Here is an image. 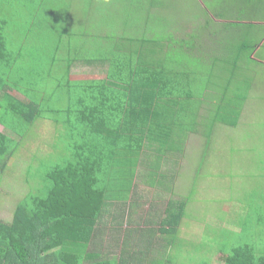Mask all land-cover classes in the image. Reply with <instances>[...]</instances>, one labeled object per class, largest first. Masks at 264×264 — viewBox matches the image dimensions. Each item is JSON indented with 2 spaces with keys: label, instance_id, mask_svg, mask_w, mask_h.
I'll use <instances>...</instances> for the list:
<instances>
[{
  "label": "trees",
  "instance_id": "obj_1",
  "mask_svg": "<svg viewBox=\"0 0 264 264\" xmlns=\"http://www.w3.org/2000/svg\"><path fill=\"white\" fill-rule=\"evenodd\" d=\"M61 1L0 0V179L38 120L50 119L58 135L38 156L49 165L40 186L18 203L11 223L0 220V264H128L94 249L105 219L120 220L138 168L133 158L146 143L159 158L182 151L189 111L194 125L202 104L217 101L201 120L236 127L247 98L197 96L196 88L218 69L223 77L229 62L237 66L247 47L231 59L226 49L240 41L169 24L162 1L85 0L82 14ZM12 18L27 23L14 21L15 28ZM77 64L107 67L105 81L72 80ZM227 79L232 85L234 73ZM252 205L262 224L264 198ZM259 234L237 245L225 238L222 264H264ZM208 255L199 264H209Z\"/></svg>",
  "mask_w": 264,
  "mask_h": 264
},
{
  "label": "rangeland",
  "instance_id": "obj_2",
  "mask_svg": "<svg viewBox=\"0 0 264 264\" xmlns=\"http://www.w3.org/2000/svg\"><path fill=\"white\" fill-rule=\"evenodd\" d=\"M160 1L166 5L165 8L168 10L169 24L176 25L177 28L185 26L188 33L193 30L197 31L199 27L203 26L204 32L210 34L220 33L221 35L217 36V39L212 36L213 40L224 41L226 44L231 40L240 41L239 44L234 43L235 49L232 51L226 49L232 52L228 55L226 51V55L231 59L234 57H232L233 53L237 56L242 44L247 47L243 51V58L241 57L237 66H234V62H229L228 66H224L225 75L223 77L220 76V70L218 69L216 77L219 78L220 76V79H214L213 77L207 80L205 72V80L201 83L203 87L196 88L197 96H227L228 101H233L231 99H237L239 96H242V99L247 98L245 117L250 118V123L249 121L246 122L249 123L248 125L243 123L242 126L245 127L235 131L237 133L235 139L231 138L234 134L228 131L226 140H217L215 137L207 148L208 153L204 151L205 155H210L209 152H212L224 163L222 169L227 172V175L224 176L223 180L209 181L208 184H215V188L210 193L207 190H204L206 194L199 192L196 203L200 197H203V205H199L205 208V214L213 212L211 216L214 218L213 221H217V224L224 221L237 222L242 220L246 222L249 230H251V227L253 228V234L251 233L250 237H244L241 243H251L255 239V234L260 233L258 235L260 240L257 238L256 244L258 245L261 242L264 247L262 237L264 235V222L262 224L257 223L256 215L253 212L255 205H252L254 200L264 198V164H259L260 161L257 163V160L241 158L242 165H225L226 161L231 160L222 158L225 152L232 151L234 154L235 150L239 148H242L243 154L256 156L248 148V140L258 146H264V0H157L158 6ZM92 2V6H97L101 0H92ZM83 3L86 4L85 0H62L60 4H74L76 13L82 14L85 9ZM10 12L12 11L9 10ZM89 13L92 17L96 14L94 9L93 11L90 9ZM9 17H11L10 14ZM14 21L18 24L27 23L25 18L14 20L12 18L11 23L14 27ZM210 37L206 35L204 40L211 46ZM231 45L232 43L229 44V46ZM75 66L74 69L77 72L86 73L90 71L92 73L93 71V68L86 65L79 66L77 64ZM96 70V76L102 75L99 69ZM232 72L235 75V81L228 86L227 78L229 73ZM248 96H258V101L253 98L248 103ZM254 104L261 107L255 111L257 120L251 110ZM201 125L207 126L206 123H201ZM35 126L33 135L31 132V138L29 140L26 138L27 140L23 141L0 179V220L5 223L12 222L18 203L40 186L43 172L49 165L43 166V164H40L41 159H38V156H41L39 153L40 151H50L51 144L56 142V139L53 138L58 139V135L54 134L57 126L53 123L38 120ZM248 127L257 128L254 137L250 136ZM215 136L218 137L217 134ZM17 139H20V137L17 136ZM202 142L199 138H194L191 141L192 152L189 153L190 157L199 155ZM225 206H227V209ZM244 208L249 212L251 211L250 214L253 216L250 215L248 222L245 220L247 218H245ZM237 209L240 211H237ZM209 225L213 226L209 229L211 232L217 233L220 231L221 226L217 229L212 221L209 222ZM214 239L219 245L215 248L213 246L209 247L207 253L209 254V260L212 257L211 254L215 253L213 251H219V246L226 241L224 238L219 240L214 237ZM233 243L239 242L236 240ZM212 258L215 259V257ZM209 264H222V258L216 256V260L213 263L209 262Z\"/></svg>",
  "mask_w": 264,
  "mask_h": 264
},
{
  "label": "crops",
  "instance_id": "obj_3",
  "mask_svg": "<svg viewBox=\"0 0 264 264\" xmlns=\"http://www.w3.org/2000/svg\"><path fill=\"white\" fill-rule=\"evenodd\" d=\"M88 67L93 68L92 73L77 72L73 68L72 80L105 81L107 67H100L102 75L99 77L95 75L97 70L94 67ZM253 98L258 101V96H248V103ZM216 102L210 103L213 104L212 106L202 104V108L196 114L194 125L193 116L189 111L192 123L185 128L182 151L178 153L172 151L159 158L156 152L150 150L151 144L146 143L143 154L133 158L138 164L133 179V189L125 206L124 203L121 204L120 220H116L113 215L105 219L104 232L96 240L94 249L98 255L126 260L128 264H199L203 256L208 255L209 247L217 246L218 243L214 237L219 240L223 238H227L228 241L238 240L239 243L244 237H250L253 228L249 230L246 222L224 221L217 224L211 216L213 212L205 214V208L199 205H203V197H200L196 203L199 192L205 193L204 190H207L210 193L215 188V184H208L209 181H220L227 175V172L222 169L224 163L215 154L209 152L210 155H205L204 151L207 152L212 139L216 137L217 140H226L228 131L234 134L231 138L235 139L237 134L235 131L245 127L242 126L243 123L245 125L250 123V118L245 117L246 104L236 127L213 125L211 122L201 120V117L212 116ZM260 108L254 104L251 109L256 120L255 111ZM139 113L138 115H146L145 112ZM44 120L52 123L50 119ZM201 123H206L207 126H202ZM35 124L28 132V140L31 138V132L33 135ZM248 128L250 136L254 137L257 128ZM3 130L4 127L0 124V131ZM216 134L218 137L215 136ZM194 138H199L203 142L199 148V155L190 157L189 153L192 152L190 143ZM247 146L256 156L243 154L242 148L234 152L240 155H234L232 151H228L222 158L231 161H226L225 165H242L241 158L257 160V163L260 161L259 164H264V146L253 144L251 140L247 141ZM47 153L49 151H40L39 155ZM225 207L227 209V206ZM237 211L240 210L237 209ZM210 221L217 229L221 226L219 232L213 233L209 230L213 227L209 225ZM213 252L215 253L211 255L215 259L211 257L210 263L216 260V256L222 258L220 252Z\"/></svg>",
  "mask_w": 264,
  "mask_h": 264
}]
</instances>
